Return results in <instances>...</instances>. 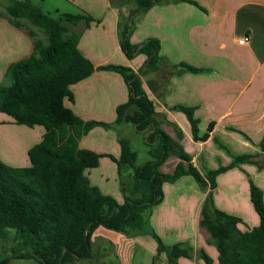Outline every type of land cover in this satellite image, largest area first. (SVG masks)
Returning a JSON list of instances; mask_svg holds the SVG:
<instances>
[{
  "label": "crops",
  "instance_id": "1",
  "mask_svg": "<svg viewBox=\"0 0 264 264\" xmlns=\"http://www.w3.org/2000/svg\"><path fill=\"white\" fill-rule=\"evenodd\" d=\"M25 1L52 16L80 14L94 19L64 22L67 34L79 36V50L95 66L90 76L71 86L73 100L65 99V104L84 121L110 124L92 127L79 140L80 148L102 155L99 165L86 171L91 185L102 193L124 201L123 187L129 178L121 183L116 163L121 157L119 137H128L132 144L138 132L131 124L115 123L117 107L128 100V85L119 72L101 66H126L139 75L154 102L159 128L181 144L202 174L228 166L239 156H251L220 172L213 188L203 189L190 175L164 182L163 200L147 212L146 226L159 233L163 242H187L191 247L190 257H180L176 264H207L202 251L212 264H220L216 242L200 223L207 196H212L217 208L241 218L242 231L260 223L250 181L264 195V0H193L198 5L171 0L138 14L129 40L135 45L149 38L159 40L161 62L153 69L144 68L145 54L128 58L121 46V27L136 8L131 0H0V86L11 84L7 70L12 63L30 56L35 44H48L44 29L28 18L13 20L8 15L10 4ZM243 35L250 36L248 44L238 42ZM183 63L199 71L171 74ZM179 105L195 109L200 136L213 124L206 139H194L186 114L175 109ZM44 132L42 126L17 124L0 111V159L14 167L29 166L28 150ZM147 146L149 158L137 159L138 164L153 159ZM180 162L184 161L172 153L159 170L172 173ZM147 234L125 233L124 237L141 247L149 243L168 264L166 253L157 251V241L151 235L155 242L144 238Z\"/></svg>",
  "mask_w": 264,
  "mask_h": 264
},
{
  "label": "trees",
  "instance_id": "2",
  "mask_svg": "<svg viewBox=\"0 0 264 264\" xmlns=\"http://www.w3.org/2000/svg\"><path fill=\"white\" fill-rule=\"evenodd\" d=\"M131 1L136 8L121 27L122 49L128 58L145 54V69L158 68L159 40L149 38L135 45L130 42L129 34L135 16L171 0ZM184 1L198 5L193 0ZM7 13L13 20L28 18L44 29L48 44H35L30 56L12 63L7 70L11 84L0 86L1 112L10 115L17 124L45 128L41 141L28 150L29 166L14 167L0 159V238L8 239L9 229L14 228V241H21L20 249L2 258L0 264H10L12 258H35L40 264H70L90 258L92 234L99 226L129 234L149 233L157 241V251L166 253L168 264H176L180 257H190L191 247L181 242L167 245L146 226L148 209L163 200L164 182L190 175L203 189L213 188L220 172L251 156H239L228 166L202 174L190 162L181 144L159 128L154 102L144 90L139 75L126 66H101L100 69L119 72L128 85V100L117 107L115 123L131 124L137 132L144 133L153 156L152 160L138 164L130 139L119 137L121 157L116 163L121 183L124 185L125 178H129L130 194L125 193L124 201L119 202L102 193L91 185L86 175L87 169L99 165L102 155L80 148L79 140L92 127L110 124L84 121L65 104V99L73 100L71 86L90 76L95 66L79 50V36L67 34L64 22L94 19L80 14L52 16L26 1L13 2ZM180 65L171 74L199 71L185 63ZM175 109L186 114L194 139L204 140L209 136L213 124L200 136L193 107L179 105ZM261 147L264 149V136ZM172 153L184 162L172 173L161 172L159 166ZM250 197L260 223L246 231L239 228L241 218L217 208L211 195L204 201L200 223L216 242L220 264H264V195L253 181H250ZM201 255L207 264H212L206 252L202 251Z\"/></svg>",
  "mask_w": 264,
  "mask_h": 264
},
{
  "label": "rangeland",
  "instance_id": "3",
  "mask_svg": "<svg viewBox=\"0 0 264 264\" xmlns=\"http://www.w3.org/2000/svg\"><path fill=\"white\" fill-rule=\"evenodd\" d=\"M134 136L132 144L137 151V159L141 162L144 161L145 158H149L148 146L143 139L144 134L142 132H138ZM129 185L130 184L126 182L124 194H130V189H128ZM150 208H153V206ZM9 230L11 234L8 239L4 240L0 238V260L6 256H11L13 251L19 250L21 247V241L18 240L16 242L13 239L16 229L10 228ZM153 231L162 239L159 233L155 230ZM124 236V232L109 229L104 226L97 227L91 238L93 255L90 258L80 259L70 264H163L162 258L148 242L147 247H141L139 243L129 242L127 237ZM144 238L150 240V243L155 242L148 234L145 235ZM185 245L188 246V243L185 242ZM10 264L40 263L35 258H12Z\"/></svg>",
  "mask_w": 264,
  "mask_h": 264
},
{
  "label": "built area",
  "instance_id": "4",
  "mask_svg": "<svg viewBox=\"0 0 264 264\" xmlns=\"http://www.w3.org/2000/svg\"><path fill=\"white\" fill-rule=\"evenodd\" d=\"M249 41H250V36H249V35H243V36H240V37L238 38V42H239L240 44H248Z\"/></svg>",
  "mask_w": 264,
  "mask_h": 264
}]
</instances>
